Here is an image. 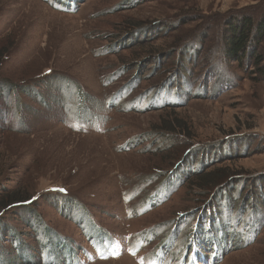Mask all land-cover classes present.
Returning <instances> with one entry per match:
<instances>
[{
    "label": "rangeland",
    "instance_id": "1",
    "mask_svg": "<svg viewBox=\"0 0 264 264\" xmlns=\"http://www.w3.org/2000/svg\"><path fill=\"white\" fill-rule=\"evenodd\" d=\"M263 20L264 0H0V204L31 200L0 207V264H264V37L228 55Z\"/></svg>",
    "mask_w": 264,
    "mask_h": 264
},
{
    "label": "trees",
    "instance_id": "2",
    "mask_svg": "<svg viewBox=\"0 0 264 264\" xmlns=\"http://www.w3.org/2000/svg\"><path fill=\"white\" fill-rule=\"evenodd\" d=\"M231 35L229 37V52L228 55L231 58H236V60L240 63L244 59L249 60V47L251 46V41L257 37L260 36L261 38L264 37V20L256 25L255 22H248L247 24L244 22L240 23H235L232 24L231 31L228 33ZM6 54L5 49H0V67L2 64V60L4 58V55ZM253 61H256V64L259 65V63L262 61V57L260 56H253L252 57ZM225 176H216L213 172L211 173H206L202 176H199L197 178V184L202 186V183H208V184H213L215 182H222L225 180ZM228 181V178H226ZM24 197L22 195L16 194L14 196H9L6 201L1 205L0 207H27L31 204V200L24 201ZM140 214V213H139ZM206 214L202 213L201 216H205ZM7 232V230H3V233ZM2 234V233H1ZM52 253H47L46 259L45 257L42 258V262L44 263H50L52 260ZM34 257V256H33Z\"/></svg>",
    "mask_w": 264,
    "mask_h": 264
},
{
    "label": "snow or ice",
    "instance_id": "3",
    "mask_svg": "<svg viewBox=\"0 0 264 264\" xmlns=\"http://www.w3.org/2000/svg\"><path fill=\"white\" fill-rule=\"evenodd\" d=\"M101 258H105V259H106L107 257H103V256H102ZM141 264H143V261H141Z\"/></svg>",
    "mask_w": 264,
    "mask_h": 264
}]
</instances>
